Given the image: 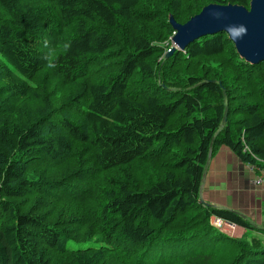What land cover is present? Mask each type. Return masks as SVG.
Here are the masks:
<instances>
[{
  "label": "trees",
  "instance_id": "16d2710c",
  "mask_svg": "<svg viewBox=\"0 0 264 264\" xmlns=\"http://www.w3.org/2000/svg\"><path fill=\"white\" fill-rule=\"evenodd\" d=\"M208 4L250 0H0V264H264L200 203L210 151L264 162V61L225 32L164 58Z\"/></svg>",
  "mask_w": 264,
  "mask_h": 264
},
{
  "label": "water",
  "instance_id": "95a60500",
  "mask_svg": "<svg viewBox=\"0 0 264 264\" xmlns=\"http://www.w3.org/2000/svg\"><path fill=\"white\" fill-rule=\"evenodd\" d=\"M170 22L176 31L172 38L173 46L165 53V58L175 50H184L189 43L202 36L225 32L244 60L251 64L264 61V0H250L249 9L233 4H208L183 24L173 19ZM226 119L227 108L222 124ZM210 157L211 151L209 160ZM200 203L209 205L202 197Z\"/></svg>",
  "mask_w": 264,
  "mask_h": 264
},
{
  "label": "crops",
  "instance_id": "0c3cea01",
  "mask_svg": "<svg viewBox=\"0 0 264 264\" xmlns=\"http://www.w3.org/2000/svg\"><path fill=\"white\" fill-rule=\"evenodd\" d=\"M206 166L201 197L211 204L235 209L255 224L264 225V191L253 186L254 172L247 164L228 147L221 146Z\"/></svg>",
  "mask_w": 264,
  "mask_h": 264
},
{
  "label": "built area",
  "instance_id": "2783aa9c",
  "mask_svg": "<svg viewBox=\"0 0 264 264\" xmlns=\"http://www.w3.org/2000/svg\"><path fill=\"white\" fill-rule=\"evenodd\" d=\"M244 150H248V148L245 146ZM260 164V167L251 164H247V166L254 172V178L251 180L253 186L261 188L264 191V162L261 161ZM211 224L219 230H222V225H227L228 223L219 218H211Z\"/></svg>",
  "mask_w": 264,
  "mask_h": 264
},
{
  "label": "rangeland",
  "instance_id": "374dc122",
  "mask_svg": "<svg viewBox=\"0 0 264 264\" xmlns=\"http://www.w3.org/2000/svg\"><path fill=\"white\" fill-rule=\"evenodd\" d=\"M174 36V35H173ZM173 36H171L169 39H170V43H171V47L173 46V43H172V38H173ZM170 47V48H171ZM170 48L169 49H167L166 50V52L168 51V50H170ZM165 52V53H166ZM164 58H165V54H164ZM227 111H228V109H227ZM207 170V166H206V168H205V171ZM135 183L137 184V185H139V187L137 186V188L138 189H145V185L141 182V181H139V180H137V181H135ZM233 210H235V209H233ZM236 211V210H235ZM237 212H239V211H237ZM239 213H241V212H239ZM242 215H244L245 217H248V216H246L245 214H243V213H241ZM249 218V217H248ZM249 219H251V218H249ZM252 220V219H251ZM254 222V221H253ZM255 223V222H254ZM258 226H260V227H264V225H261V224H257ZM221 231H223L225 234H227V235H229V236H232V237H241V236H243L244 234H245V232H244V230L242 229V228H240V227H237V226H235V225H229V224H227V225H222V230ZM249 235H253V236H257V237H259V238H261L262 240H264V235L262 234V233H258V232H249L248 233Z\"/></svg>",
  "mask_w": 264,
  "mask_h": 264
}]
</instances>
